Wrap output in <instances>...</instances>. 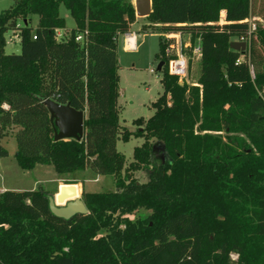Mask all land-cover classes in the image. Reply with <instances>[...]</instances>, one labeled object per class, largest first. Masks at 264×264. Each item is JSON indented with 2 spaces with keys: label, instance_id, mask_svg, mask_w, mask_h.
Here are the masks:
<instances>
[{
  "label": "trees",
  "instance_id": "1",
  "mask_svg": "<svg viewBox=\"0 0 264 264\" xmlns=\"http://www.w3.org/2000/svg\"><path fill=\"white\" fill-rule=\"evenodd\" d=\"M60 4L75 22L61 41ZM252 6L151 0L146 19L158 32L200 40L201 70L198 85H179L161 45L163 92L134 132L120 125L117 104V38L135 23L131 0H17L1 12L0 141L16 129L24 171L38 164L60 175L89 169L112 176L117 192L83 193L88 213L68 220L50 212L41 186L0 192V264H264V28L251 20ZM12 30L19 31L18 54L5 53ZM233 39L245 51L231 49ZM46 98L86 113L82 140L54 142ZM131 136L145 138L129 166L148 168L145 184L122 174L116 142ZM7 155L0 145V158ZM141 209L146 219L128 218Z\"/></svg>",
  "mask_w": 264,
  "mask_h": 264
},
{
  "label": "rangeland",
  "instance_id": "2",
  "mask_svg": "<svg viewBox=\"0 0 264 264\" xmlns=\"http://www.w3.org/2000/svg\"><path fill=\"white\" fill-rule=\"evenodd\" d=\"M17 0H0V14L4 10L12 8ZM133 4V0H131ZM59 14L65 19L66 28L62 31L61 36L56 35V39L66 40L70 36V30L75 28V22L70 16L69 11L63 4L59 6ZM256 19L258 26L264 28V0H253L252 6V21ZM38 17L36 15L31 18V26L36 27ZM223 23L221 16L220 24ZM18 25H24L22 21ZM158 24L150 23L146 17L136 16L135 23L131 25L130 32L136 35V49L128 51L123 49L124 41L120 36L117 40V60L119 73V122L120 125L130 132L139 129L135 124V120L142 118V128L145 122L154 114L152 104L157 101L163 92L161 80L162 72H158L157 66L162 61L161 56L156 57L160 51V46L168 48L172 55H176L179 46L182 54L188 59L187 76L179 82V85L186 83L189 86L198 85V79L201 70V58L193 54V49L200 44L196 38H192L187 34H175L171 39L166 38L167 33L158 32ZM56 31V33H58ZM172 34V33H171ZM11 31L5 33V38L8 41ZM176 35H179L176 37ZM11 40V38H10ZM235 42H243L238 39H233ZM160 44V45H159ZM5 52L7 54L20 53V40L16 43L6 44ZM165 52V51H164ZM264 56V50L261 49ZM160 55V54H159ZM163 57L165 55L163 54ZM168 61V60H167ZM165 69V62L162 70ZM168 69V67H167ZM124 130V129H122ZM16 129L10 130L7 133V139H2L0 145L6 149L8 155L2 158L5 163L4 174H0V192L6 190L27 191L33 188L42 187L46 191L47 196L54 197L58 192L60 184H77L80 183L79 198L82 199L83 193L91 192H117L115 180L112 176H100L86 169L83 173L77 172L60 175L57 174L52 167L42 168L40 173L36 171H24L16 162L17 145L15 140ZM145 142V138L133 137L128 142L117 140L116 150L124 155L125 163L123 165L122 174L128 173L132 179L138 184H145L149 179L148 168L131 171L130 164L134 163L133 150L135 147H140ZM155 163L159 164V156H155ZM51 166V165H49ZM149 216L146 210H138L134 214L128 216L129 219L135 220L136 223L143 221ZM123 229L124 227L121 226ZM104 232H100V234ZM232 260H236L238 256L235 253L230 255Z\"/></svg>",
  "mask_w": 264,
  "mask_h": 264
},
{
  "label": "water",
  "instance_id": "3",
  "mask_svg": "<svg viewBox=\"0 0 264 264\" xmlns=\"http://www.w3.org/2000/svg\"><path fill=\"white\" fill-rule=\"evenodd\" d=\"M133 6L136 16L147 17L151 13V0H133ZM230 47L235 51H245L246 44L244 42L233 41ZM163 65L164 62L161 61L156 70L160 72ZM43 104L49 112L54 142L70 139L80 141L83 139L84 119L86 117L84 111H77L68 104L62 105L49 98L44 99ZM154 150L162 153L165 151L164 147L159 144L155 145ZM75 189L76 186L74 184L62 185L59 186L57 195L49 197V210L55 217L68 220L75 215H86L88 213L86 206L79 196L71 198L73 195H77ZM65 193L70 198L60 204Z\"/></svg>",
  "mask_w": 264,
  "mask_h": 264
},
{
  "label": "built area",
  "instance_id": "4",
  "mask_svg": "<svg viewBox=\"0 0 264 264\" xmlns=\"http://www.w3.org/2000/svg\"><path fill=\"white\" fill-rule=\"evenodd\" d=\"M221 16L224 17L223 12L221 13ZM254 30H255V25L250 23V32ZM175 34L177 33L168 34L166 38L171 39L175 36ZM85 36H86V32L79 33L75 36V41L82 43L84 41ZM177 36L179 35H176V37ZM124 47L128 51H134L136 49V35L134 32H129L124 34ZM193 54L201 58L200 44L193 49ZM164 55L168 60V64H167L168 73L172 76L177 77L178 82H181V80L187 76V72H188V59L182 54L181 47L179 46L176 55H172L169 49L165 48Z\"/></svg>",
  "mask_w": 264,
  "mask_h": 264
},
{
  "label": "crops",
  "instance_id": "5",
  "mask_svg": "<svg viewBox=\"0 0 264 264\" xmlns=\"http://www.w3.org/2000/svg\"><path fill=\"white\" fill-rule=\"evenodd\" d=\"M60 32V31H62V30H57V32ZM56 33V35L57 36H61V33ZM120 36H122L123 37V41H124V34L123 35H120ZM120 36H118V38L120 37ZM10 38H11V40H10ZM118 38H117V40H118ZM6 39V38H5ZM17 40H20V37H19V31H17V30H12L11 31V35H10V37H9V39H8V41L6 40V44H11V43H16V41ZM5 47H6V45H5ZM123 49L124 50H126L125 49V47H124V45H123ZM117 50H118V43H117ZM6 53V52H5ZM7 54V53H6ZM117 63H118V60H117ZM118 76H119V73H118ZM120 78V77H119ZM119 92H120V90H119ZM119 99V98H118ZM117 104H118V100H117ZM85 115H86V113H85ZM8 137H5L4 139H7ZM2 141V140H1ZM17 145V144H16ZM1 159L2 158H0V174H4V169L6 168L5 167V163H3L2 161H1ZM44 167H46V168H50V167H52V166H49V165H36L35 166V168L33 169V170H30V171H36L37 173H40V171L42 170V168H44ZM53 168V167H52ZM54 169V168H53ZM86 170V169H85ZM84 170V171H85ZM55 171V170H54ZM84 171H81L82 173L84 172ZM75 174H77V172H75ZM80 183L81 182H77V184L75 185L76 187H77V193H78V196H79V189H80ZM62 185H70V184H60L59 186H62ZM72 185V184H71ZM58 186V187H59ZM4 190H2V192L3 191H5L6 190V188H3ZM30 190H33V188H31ZM26 191V190H25ZM28 191V190H27Z\"/></svg>",
  "mask_w": 264,
  "mask_h": 264
},
{
  "label": "bare ground",
  "instance_id": "6",
  "mask_svg": "<svg viewBox=\"0 0 264 264\" xmlns=\"http://www.w3.org/2000/svg\"><path fill=\"white\" fill-rule=\"evenodd\" d=\"M75 190H76V193H77V187H76V189H75ZM75 196H78V194H77V195H75ZM75 196H72L71 198H73V197H75ZM69 198H70V197H69ZM67 199H68V198H67ZM62 203H63V202H62Z\"/></svg>",
  "mask_w": 264,
  "mask_h": 264
}]
</instances>
